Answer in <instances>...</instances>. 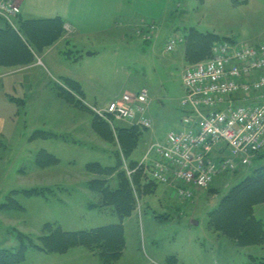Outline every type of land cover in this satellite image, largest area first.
Returning <instances> with one entry per match:
<instances>
[{"label": "rangeland", "instance_id": "rangeland-1", "mask_svg": "<svg viewBox=\"0 0 264 264\" xmlns=\"http://www.w3.org/2000/svg\"><path fill=\"white\" fill-rule=\"evenodd\" d=\"M28 1L35 10L40 9L35 12L38 19L59 13L80 32L86 31L75 35L78 40L73 36L79 50L85 51L80 53L83 58L79 63L75 62L81 58L73 45L61 46L55 52L63 54L62 65L67 71L81 77L86 88L83 103L88 109L71 107L49 89H38L41 79L51 85L56 95L55 84L63 85L60 78L63 72L51 66L49 57L34 69L37 77L27 108H16L7 100L4 106L0 105V114L6 120L12 112L20 113L19 122L7 126L5 139L0 140V249L17 251L18 234L28 235L34 244H39L38 237L46 223H57L64 231H88L125 219L127 247L123 259L114 264H153V260L176 264L174 257L177 264H250L255 261L250 255L264 258V242L243 247L208 225L209 212L244 183L251 168L223 175L220 178L230 177L225 178L222 187L214 183L207 190L198 191L192 202L178 199L174 192L172 197V191L165 192L166 186L158 185L152 191L133 187L138 210L125 218L113 207H91L99 203V197L90 191L88 183L99 175L87 170L90 163L114 165L112 149H121L118 142L112 144L102 131L93 127V107L104 108L110 101L121 99L124 93L136 94L144 88L149 91L154 125L151 130H142L140 143L131 157L141 161L152 143L164 141L181 125L182 73L195 64L186 57L183 35L194 28L239 43H264V0ZM77 4L81 8L79 11L76 8L73 15ZM174 37L178 44L174 51L167 52L166 44ZM89 52L96 56L87 57ZM57 53H54L58 56L56 64L62 59ZM119 123L129 125L117 121L112 128ZM39 131L54 136L32 138ZM41 152L59 161L43 166L38 162ZM128 162L124 159V163ZM261 162L257 161L256 166ZM36 188H48L51 192L39 196L24 192ZM13 200L18 206L11 205ZM255 215L264 220V203L255 207ZM18 264L104 262L85 247L73 248L66 254L29 248L25 261Z\"/></svg>", "mask_w": 264, "mask_h": 264}, {"label": "built area", "instance_id": "built-area-1", "mask_svg": "<svg viewBox=\"0 0 264 264\" xmlns=\"http://www.w3.org/2000/svg\"><path fill=\"white\" fill-rule=\"evenodd\" d=\"M20 15L18 0H0V18L18 33ZM177 44V38L169 39L166 51ZM182 83L180 127L152 143L137 168L128 163L124 168L130 178L142 168L150 181L192 202L223 175L252 167L264 156V43L219 42L208 59L185 68ZM149 106L144 88L92 109L111 126L120 121L151 130Z\"/></svg>", "mask_w": 264, "mask_h": 264}, {"label": "trees", "instance_id": "trees-1", "mask_svg": "<svg viewBox=\"0 0 264 264\" xmlns=\"http://www.w3.org/2000/svg\"><path fill=\"white\" fill-rule=\"evenodd\" d=\"M18 24L19 33L13 30L7 23V27L0 29V32H13L18 38L24 39L19 38L22 45L18 44L21 48H26L27 50V63H31L34 60V51L41 52L44 48L52 46L64 34V22L61 17L31 21L19 19ZM193 29L188 30L183 35V41H186V57L190 59L191 63L208 59L211 56L212 47L219 42H237L230 37L220 36L215 33H200ZM9 37L3 40L9 42L6 46L12 50L15 47V42L12 35ZM1 47H3L2 39L0 40ZM5 61V57L1 53L0 65L6 64L7 62ZM55 85L58 95L67 103L78 108L88 109L82 99L79 98L82 97L83 91L78 82L66 78L63 79V85L59 83ZM93 127L102 131L101 133L105 136V139H108L112 144L115 145L118 142L122 150L120 148L112 149V153L116 159L114 165L104 166L98 162L88 164L87 170L99 175V178L89 182V188L102 197L101 203L92 204L91 207L103 208L105 206H114L121 218L131 216L136 209L135 195L132 188L138 187V190H140L144 187V189L148 190L150 188V191H152L159 185L156 182L150 181L144 175V169L142 168L138 169L131 178L127 175L125 169H122L124 159L126 161L128 159L130 168H137L140 161L131 159V157L140 143L139 137L146 130L142 131L138 127L121 123L117 124L116 128H112L109 123L99 118L96 114H94ZM115 135L117 136L116 140ZM38 136L45 138L54 135L49 132L39 131L32 138ZM122 154L124 155L122 156ZM40 156L38 162L43 166L56 164L59 161L46 152H41ZM257 161L262 162L256 166ZM257 161L250 169L252 172L247 175L244 183L236 186L222 199L218 208H215L208 214L210 229L221 231V233L234 239L237 241V244L243 247L264 242L263 221L256 219L254 215V207L264 203V156H260ZM225 178L217 179L218 181L216 180L214 183L222 187V182L225 181ZM48 191L51 192L48 188H36L24 192L30 196H39L46 195ZM11 205L18 206L14 200ZM18 238L20 245L17 251L0 249V264H18L24 262L29 248H35L50 254H66L71 249L77 247H85L98 254L104 264H114L121 259L126 248L122 224L99 227L89 231H64L57 223H46L43 227V234L38 237L39 244H34L33 239L28 235L23 236L22 234H18ZM173 260L177 264L175 257ZM167 264L172 263L169 262ZM253 264H264V258Z\"/></svg>", "mask_w": 264, "mask_h": 264}, {"label": "crops", "instance_id": "crops-1", "mask_svg": "<svg viewBox=\"0 0 264 264\" xmlns=\"http://www.w3.org/2000/svg\"><path fill=\"white\" fill-rule=\"evenodd\" d=\"M74 1L76 3H80L82 0H74ZM87 1H101V0H87ZM19 2H20V6H21V15H20L19 19H21L23 21L38 20V17H36L35 12L40 10L39 8H37V10H35L33 8L32 4H30V1H28V0H19ZM83 6H84V8H86V4H84ZM76 8H77V11H79L81 6L77 4V6L74 8V11H72L73 15L75 14L74 12H76ZM91 8L92 7L89 6L88 10H91ZM56 17H61L63 19V22H64V34H63V36L56 43H54L52 46L44 48L41 52L34 51V54H33L34 60L31 63H27L28 54H27L26 48L25 49L21 48V46H19V44H18V43H20V41H19L20 37L18 38L16 36V34L13 32H9V33L0 32V40L2 39V43H3V47L0 48V52L5 57V60H6L5 62H7L6 64L0 65V105L4 106L6 103L5 101L7 100L10 104H13L12 106H15V107L19 106L22 108H27L28 107L27 102H29L28 97L31 95V93H30L31 90H33L35 87V85H34L35 78L34 77H37V76H34V75H37V74L33 73L34 69L35 70L38 69L39 65L43 64L44 58H48V57H49V61L51 63V66L54 67V65H55L56 70L58 72H63L62 73L63 75H61L62 77H60V78H62V80L66 79V78L71 79V80L78 82L81 85L83 95H82V97H79V98H81L82 101L86 102L85 101L86 88L82 82L81 77L75 73H72L71 71H69V69L67 71L65 69L64 65H62V62L65 59L63 57V54H59V53L55 52L56 50L58 51L60 48H62L61 46L70 47L71 45H73L72 47H74V49H76L78 56H80V58H81L80 60H78V59L75 60L76 63H79L83 58V57H81L80 53H83L85 51L79 50L78 46L75 44V42H73V40H75V39H73V36L82 35L86 31L80 32L78 30V28L72 23V21H68L65 17H63V15H61L59 13H57L55 16H53L51 18H47V19H52V18H56ZM18 26H19V24H18ZM6 27H7L6 22L0 18V29H5ZM11 35H12V38L14 39V42H15V47L13 48L14 50L13 49L11 50L10 47L6 46L7 44H9V42H7V40H3V39H7V37H9ZM76 38L78 40L79 37H76ZM9 39H10V37H9ZM20 39H22V38H20ZM22 40H24V39H22ZM4 42H5V44H4ZM20 45H22V44L20 43ZM1 53H0V55H1ZM54 53L59 54L62 58L59 63L57 61V64H56V61H54V60L57 59L58 56H54ZM87 55H88L87 57L96 56L92 52L87 53ZM67 59H70V58H67ZM70 61H73V59H70ZM61 70H65V71H61ZM64 74H66V75H64ZM14 78L16 80H14ZM60 78H59V80H61ZM40 86L41 87L38 86V89L40 88L42 91H44V88H45V90L49 89L51 92H53L54 96H57L58 98L62 99L58 94L57 95L55 94L53 89H51V85L45 84L42 79H41ZM64 102L71 107H75L74 105H71V104L67 103L66 101H64ZM150 111H151V104H150ZM19 114L20 113L18 111L12 112L11 116L8 118L9 120H6L4 118V116L2 114H0V140L3 141L5 139L6 133H7V131H5V129L7 126H11V125L19 122L17 120ZM151 117L154 120V117L153 116H151ZM108 155L110 156V154H108ZM134 160L139 161L140 159L136 158ZM88 187H89V185H88ZM156 190H157V188H156ZM171 191H172L171 189L165 187L166 193H170ZM91 192H93V191H91ZM93 193H95V192H93ZM172 193H173V191L170 193L171 196H172ZM136 194L137 193L134 190L135 198H136ZM97 195L99 197L98 202L101 203L102 197L99 194H97ZM110 207H113L115 209L114 206H105L102 209H108ZM255 207H254V215H255ZM138 208H140V205ZM136 210H138V209H135L133 212H135ZM114 211L117 213L116 209ZM139 212H140V210H139ZM255 218L258 219L256 217V215H255ZM122 220H123V222L119 223V224H122V226H123L124 235H125V239H126V247H127L126 228H125L126 223H125V219H122ZM258 220H262L263 226H264V220L263 219H258ZM111 225H117V224H111ZM107 226H109V225H107ZM97 228H99V227H97ZM235 245H237V244H235ZM124 255H125V251L123 252L121 259H123ZM250 256L253 260H256L250 264H253L254 262L261 260L259 258L254 257L253 255H250ZM153 264H163V263H159V261L153 260Z\"/></svg>", "mask_w": 264, "mask_h": 264}]
</instances>
